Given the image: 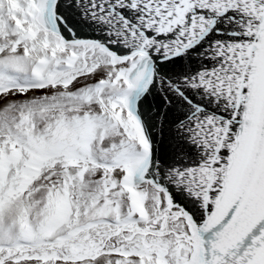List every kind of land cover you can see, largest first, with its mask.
I'll list each match as a JSON object with an SVG mask.
<instances>
[{
	"label": "snow or ice",
	"instance_id": "6c2138e0",
	"mask_svg": "<svg viewBox=\"0 0 264 264\" xmlns=\"http://www.w3.org/2000/svg\"><path fill=\"white\" fill-rule=\"evenodd\" d=\"M0 264H264V0H0Z\"/></svg>",
	"mask_w": 264,
	"mask_h": 264
}]
</instances>
